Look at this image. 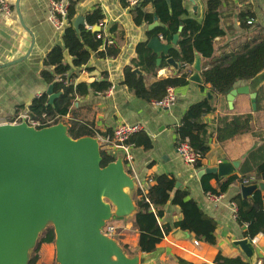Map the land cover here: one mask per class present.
<instances>
[{
	"label": "crops",
	"instance_id": "1",
	"mask_svg": "<svg viewBox=\"0 0 264 264\" xmlns=\"http://www.w3.org/2000/svg\"><path fill=\"white\" fill-rule=\"evenodd\" d=\"M5 1L11 12L10 14L0 12V124L10 121L18 113H26L30 101L46 92L48 86L52 85L43 81L39 71L45 69L43 58L47 52L54 45L62 44L63 32L56 31L47 19L48 0ZM17 1L18 12L15 9ZM71 2H74L73 21L78 15L83 16V25L86 29L90 25L85 21V14L97 7L100 9L103 18L96 26L100 27L97 36L101 38L102 43L97 51L91 53L88 62L77 69L78 76L72 80V83L76 84L79 76L87 75V79L82 81L88 87L87 94L76 95L70 112L58 121L61 120L67 127L85 126L95 132V137H102L103 133L111 134L119 123L140 124L142 130L151 139V148L144 149L131 144H126V148H113L104 144L102 148L112 151L115 159L121 157L124 170L131 175L136 174L145 183L146 190L154 183L151 179L152 175L167 173L174 176L180 182L179 187L188 189L189 197L216 221L215 244L197 241L190 232L183 238H175L173 231L178 228L175 227L168 235H164L156 248L159 250L157 257L148 264H182L179 262L180 257L188 264H250L241 249L234 245L235 240L246 237L244 236L246 225L237 223L231 206V198L240 193L242 183L230 184L228 189L214 200L208 196V192H203L196 172L205 167L215 166L224 160H238L240 165L244 155L261 143L264 138V68L255 77L235 83L233 88L247 86L248 93H238L229 102L227 99L229 92L226 95L217 94L209 84L204 83L203 79L201 83L190 81L188 75L193 71L192 64H184L181 72L187 74L188 82L173 87L175 93L173 105L167 108L155 106L151 101L135 96L132 90L122 84L124 67L133 64L136 59V45L147 39V31L151 29L148 28L150 24H135L132 11L134 6H123L120 0ZM251 4L258 16L257 23L264 25L262 21L264 11L260 0L221 1L220 24L225 34L214 39L216 52L211 58H204L199 53L201 70L209 65L210 60L223 53H230L236 49L237 43L243 42L247 31L240 28L237 14ZM181 5L186 9L188 17L199 22L202 20L206 8L205 0H193V3L181 0ZM142 10L150 13L153 11V6L147 2L142 6ZM159 24L160 22L155 18L153 25ZM161 40L166 42L162 37ZM106 46L117 49V55L97 56V53L104 51ZM176 46L174 45L173 48ZM135 69L141 71L136 73L144 76L143 82L146 86L160 78L174 76L176 73L167 64L149 72H144L140 66L133 65V70ZM94 72L99 76L93 75ZM93 81H109L111 86L104 92L93 91L90 88V83ZM53 91L55 92L54 89ZM203 98L209 101L213 110L202 115V122L210 125L212 129H209L207 136L209 149L199 162L200 166L197 167L184 164L178 156L175 150L177 140L175 128L188 107ZM245 113L252 115L249 130L224 140L223 133L217 131L218 127L223 131L224 124L222 121L221 125V118ZM126 153L130 154V160L126 158ZM209 183L215 186L214 179ZM136 192L137 189L133 193L135 204ZM164 211L163 218L159 219L162 223L172 225L181 219L180 208L170 201L164 206ZM135 213L134 211L120 219L124 221L119 223L123 229L117 233L120 242L132 249L138 239L134 225ZM254 239V242L249 239L254 248V264H261L264 258V234H257Z\"/></svg>",
	"mask_w": 264,
	"mask_h": 264
},
{
	"label": "trees",
	"instance_id": "2",
	"mask_svg": "<svg viewBox=\"0 0 264 264\" xmlns=\"http://www.w3.org/2000/svg\"><path fill=\"white\" fill-rule=\"evenodd\" d=\"M221 1L205 0L206 8L200 22L187 16V11L181 5V0H170L169 5L166 0H141L135 5L132 9L135 24L149 25L154 22L155 18L160 24L149 29L147 39L136 45V59L133 64L124 67L122 84L132 90L135 96L149 101L160 99L168 86L185 85L188 82L187 74L181 72V67L184 64L193 63L194 51L200 53L204 58H211L216 52L214 39L225 34V30L220 24ZM260 1L264 11V0ZM120 2L123 6L129 5L128 0H120ZM147 2L153 6V11L150 13L142 10V6ZM73 6L74 2H70L67 9L68 24L62 32V44L54 45L47 52L43 58L45 69L39 71L43 81L52 84L55 92H60V94L52 104L48 102L49 98L46 92L34 97L26 108L31 118L40 119L41 115L45 113L53 119L52 123H56L58 119L70 112L76 95L83 96L88 92L85 82L64 84L58 79L66 71L69 72L70 80L77 78V69L88 62L91 53L97 51L102 43L101 38L97 36L99 32L86 29L84 25L79 26L78 31L74 29L72 25ZM102 18L98 7L85 14L86 23L92 27L99 25ZM181 18L182 29L178 32L177 28ZM237 18L240 28L247 31L243 42L237 43L236 49L230 53H223L210 60L209 65L201 70L204 83L209 84L213 92L220 95H226L235 83L255 77L264 68V25L257 23L258 16L253 5H248L239 11ZM262 21L264 22V16ZM177 32L179 34L177 46L172 48L167 56L162 55V61L157 66L156 54L147 47V41L151 37L161 36L164 41L170 42L172 36ZM64 49L68 50L76 67L75 70L64 63ZM117 53V49L106 46L104 51L97 53V56H116ZM168 56L173 57L181 64L174 76L160 78L146 86L143 82L144 76L133 70V65L140 66L144 72L157 70L166 65L165 59ZM109 86H111L109 81L90 83V88L97 92H104ZM212 110L213 106L206 98L194 102L184 112L180 123L175 128L177 139L188 137L192 147L199 150L203 157L209 149L207 136L212 127L202 122V115ZM251 118L250 113L225 116L220 120L221 125L222 121L224 124L223 131H220L222 130L220 127L217 128V131L223 133L224 140L230 139L241 132L248 131ZM68 134L72 138H78L85 135L94 136L95 132L85 126L70 125ZM126 144L141 146L144 149H149L152 146L150 137L143 130L134 133L126 141ZM100 155L101 167L115 160V154L108 149L101 148ZM196 166H200V163H197ZM151 179L154 183L148 186L145 193L140 190L136 192L137 211L134 215V225L138 232L137 244L133 249L126 245L125 247L133 254L151 252L157 248L164 235H168L175 227L193 233L194 239L197 241L215 244L216 221L205 213L193 198L189 197L188 189L175 187L177 179L167 173L154 174ZM211 179L215 180V186L209 183ZM260 181H264V138L259 145L244 155L236 174L220 179L214 174H204L200 178L203 192H210L214 195L224 193L232 183L249 184ZM169 201L177 205L181 212V219L172 225L159 221L160 218H163L164 206ZM231 201L236 205L237 223L246 225L244 236L252 239L257 234H264V191L257 189L246 198H243L241 193H237L231 198ZM54 237L53 227H50L38 239L27 264H36L39 259L40 245L53 242ZM182 264H188V262L182 261ZM261 264H264V258Z\"/></svg>",
	"mask_w": 264,
	"mask_h": 264
},
{
	"label": "water",
	"instance_id": "3",
	"mask_svg": "<svg viewBox=\"0 0 264 264\" xmlns=\"http://www.w3.org/2000/svg\"><path fill=\"white\" fill-rule=\"evenodd\" d=\"M166 1L169 5L170 0ZM15 9L18 12V1ZM83 24L81 15L73 21L77 31ZM181 29L182 24L177 31ZM178 32L167 43L158 36L147 41V47L157 55V65L161 56H167L177 44ZM63 57L74 70L67 49ZM165 62L175 71L181 67L171 56ZM200 62L199 53L194 51L190 81L202 82ZM135 72L141 73L138 69ZM92 74L99 76L97 72ZM87 77L79 76L77 83ZM46 92L50 104L60 94L52 85ZM238 93H248V87L232 88L227 94L229 102ZM100 149L95 136L72 138L61 120L41 128L25 122L0 124V264H27L29 249L48 220L54 225L59 264H148L157 257L158 249L127 256L115 237L101 232L107 221L136 212L137 205L133 200L135 180L124 170L121 157L101 167ZM238 167V160H224L199 169L196 175L214 174L220 179L236 174ZM179 186L177 181L175 187ZM124 187H129V194ZM257 189L264 191V181L242 183L240 193L246 198ZM188 233L177 228L173 236L183 238ZM234 245L254 264V248L248 237L235 240Z\"/></svg>",
	"mask_w": 264,
	"mask_h": 264
},
{
	"label": "built area",
	"instance_id": "4",
	"mask_svg": "<svg viewBox=\"0 0 264 264\" xmlns=\"http://www.w3.org/2000/svg\"><path fill=\"white\" fill-rule=\"evenodd\" d=\"M73 0H48V14L47 19L52 24L56 31H63L68 23L67 19V9L70 2ZM141 0H128L129 6L137 5ZM0 12L5 14H10L11 9L5 0H0ZM92 26H87L91 29ZM161 39V36L159 37ZM69 72L66 71L61 74L58 79L64 84L72 83V80L68 78ZM110 91V90H109ZM153 105L167 108L173 105L175 102V93L172 86L166 88L165 94L156 100L151 101ZM25 122L30 126L35 128H41L45 126L52 125L54 123L53 119L49 118L48 115L43 113L40 119L31 118L30 115L26 113H18L10 121L5 123L17 124ZM142 130V127L138 123H128L123 122L116 125L111 134L105 136H96L100 147L102 148L104 144L112 146L113 148H126V141L134 134ZM105 149V148H104ZM175 150L184 164L196 166L203 159V155L199 150L192 147L188 137L183 139H177L175 141ZM126 158L131 159L129 153H126ZM135 180V187L137 190L145 193L146 185L141 181L136 174H132ZM208 196L216 200L219 195H214L208 192ZM231 206L234 214H236V205L231 201ZM117 225L113 220L107 221L101 228V232L109 237H115L117 233ZM252 242L255 241L254 238L251 239Z\"/></svg>",
	"mask_w": 264,
	"mask_h": 264
},
{
	"label": "rangeland",
	"instance_id": "5",
	"mask_svg": "<svg viewBox=\"0 0 264 264\" xmlns=\"http://www.w3.org/2000/svg\"><path fill=\"white\" fill-rule=\"evenodd\" d=\"M7 120V119H5ZM105 201H108L105 199ZM120 219H123L122 217L120 218H117V219H114L113 221L115 222V224L118 226L120 225ZM124 223V221H122ZM50 227H54L53 225V222L51 220H48L46 222V224L44 225V227L42 228V230L38 233V236H37V240L36 242L33 244V246L29 249V257L31 256L32 254V251L34 250L36 244H37V241L38 239L45 233V231L47 229H49ZM123 228H121V225L118 226L117 228V233L121 232ZM116 233V236H115V239L118 242V244L121 246L122 250L124 251L125 255L127 256H131L133 255L132 251L131 250H128L125 245H123L120 240L118 239V235ZM183 261V259L180 257L179 258V262L181 263ZM36 264H59V262L57 261L56 259V245H55V242H51V243H42L40 245V250H39V259L37 261Z\"/></svg>",
	"mask_w": 264,
	"mask_h": 264
},
{
	"label": "bare ground",
	"instance_id": "6",
	"mask_svg": "<svg viewBox=\"0 0 264 264\" xmlns=\"http://www.w3.org/2000/svg\"><path fill=\"white\" fill-rule=\"evenodd\" d=\"M123 190H124L126 193H128V194H129V192H130L129 187H124Z\"/></svg>",
	"mask_w": 264,
	"mask_h": 264
}]
</instances>
